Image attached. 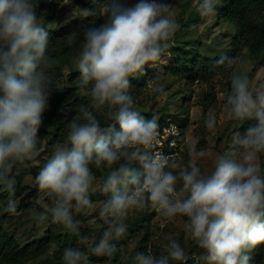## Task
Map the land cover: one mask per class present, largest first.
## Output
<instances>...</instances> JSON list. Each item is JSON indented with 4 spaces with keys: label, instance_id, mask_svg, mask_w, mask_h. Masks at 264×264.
<instances>
[{
    "label": "clouds",
    "instance_id": "clouds-1",
    "mask_svg": "<svg viewBox=\"0 0 264 264\" xmlns=\"http://www.w3.org/2000/svg\"><path fill=\"white\" fill-rule=\"evenodd\" d=\"M219 0H197L202 18L215 14ZM33 0H0V190L8 193L3 207L15 213L13 168L38 155L39 130L53 89L61 90L49 74L54 61L47 55L49 31L38 21ZM87 16L94 9L85 10ZM106 21L86 27L76 67L81 86L91 84V110L82 108L83 122L69 124L67 143L53 154L35 177L38 190L51 204L38 222L51 219L79 240L89 242L91 255L112 258L116 241L125 237L126 220L147 206L167 220L186 217L184 229L204 251L207 264H252V252L264 244V91L254 94L246 73L233 72L226 97L232 120L253 121L237 135L233 146L217 155L211 171L197 163L204 149L188 144L190 159L181 167L174 157L152 150L158 142V117L146 119L135 107L128 89L130 77L149 62L160 61L172 46L179 24L167 0H138L128 6L105 0ZM238 58L222 56L217 65L234 66ZM157 93L164 88L158 85ZM114 121L107 128L98 116ZM215 114L205 126L216 127ZM90 165L106 168L99 188L107 199L98 215L106 225L98 239L82 236L74 213L94 209L95 191ZM118 165V167H114ZM181 186L177 188V184ZM89 251L66 248V264H91ZM166 254L137 252L133 264L184 261L185 249L171 240Z\"/></svg>",
    "mask_w": 264,
    "mask_h": 264
},
{
    "label": "rangeland",
    "instance_id": "rangeland-1",
    "mask_svg": "<svg viewBox=\"0 0 264 264\" xmlns=\"http://www.w3.org/2000/svg\"><path fill=\"white\" fill-rule=\"evenodd\" d=\"M37 4L35 11L40 23H46L52 28H60L68 24L72 19L81 20L87 16L85 10L92 9L95 0H34ZM53 1L56 5L52 11V18L45 20L48 3ZM138 0H121L128 6ZM222 3V0H219ZM170 12L176 18L179 28L174 34L171 44H183L196 48L203 56L218 58L226 56L231 48V39L234 32L233 25L221 18L218 5L214 15L202 18L196 11L197 0H167ZM98 4V5H97ZM95 4L104 12L105 0ZM82 16V17H81ZM106 19H103V23ZM79 54L69 55L67 63L63 67L64 74L78 70L76 67ZM237 63L234 66H226L224 69H213L208 78H198L188 81L180 76L172 74L170 65L174 62L168 49L160 61L149 62V68L143 82L130 90L138 111H148L155 116L176 118L182 126L184 142L179 143V156L176 160L181 167L187 165L190 159L188 144H194L197 151L204 149L206 156L199 158L197 163L202 171H211L214 158L228 151L233 146L237 135H242L244 130L253 123L251 120H232L227 114L226 97L231 91V75L233 72L246 73L250 80V90L256 94L264 91V68L255 66L248 48H244L237 55ZM65 78V76H64ZM64 78L61 84L64 83ZM158 85L164 88L163 93L155 91ZM215 114L216 127L209 130L205 126V120L209 115ZM67 115V114H65ZM78 116V115H77ZM65 125L69 131V124ZM112 124V123H111ZM110 124V125H111ZM108 126H103L107 128ZM38 133L39 155L25 164H18L13 168L15 176L14 199L17 202L15 213H6L3 207L8 198V193L0 190V229L11 234L17 243L25 244L32 240L45 237V232L52 223L51 219L38 222L37 217L51 201L38 190L35 177L48 158L51 157L54 147L67 143L64 139L54 138L52 125H43ZM41 129V128H40ZM259 162L264 174V154L259 157ZM107 172L95 176L93 188L99 194V188ZM181 185L178 183L177 188ZM107 197H91L94 209L84 214L74 213L76 220L80 222L82 236L89 240L98 239L106 228L98 215L99 205ZM186 217L177 216L173 220H167L151 206L131 213L126 220L128 231L124 238L116 241L117 257H102L96 260L95 255L89 251V242L79 240L66 229H61L60 235L54 240L48 241L43 252L30 260L20 264H66L63 253L66 248H77L81 251H89L91 264H133V257L137 252H149L157 257L165 255V249L171 240H176L185 249L184 261H171L170 264H207L203 259L204 251L198 247L193 239L186 233L184 223ZM261 264H264V260Z\"/></svg>",
    "mask_w": 264,
    "mask_h": 264
},
{
    "label": "trees",
    "instance_id": "trees-1",
    "mask_svg": "<svg viewBox=\"0 0 264 264\" xmlns=\"http://www.w3.org/2000/svg\"><path fill=\"white\" fill-rule=\"evenodd\" d=\"M98 1L100 0H95L92 7L95 10V14L81 16L82 19L79 21L72 19L68 24L60 28H52L47 26L46 23H42L49 31L47 55L54 61L53 67L48 72L61 87V90L53 89L49 96V106L43 114V125H52L51 129L54 138L64 139L67 136L68 131L65 125L71 121V117H75L77 122H83L82 108L91 110V84L81 86L79 83V71L74 70L65 75L63 67L67 63L70 54H80L84 29L86 27L99 26L103 23V19H106L100 6H97ZM33 3H35L34 0ZM55 5L53 1L48 3V10L45 15L46 21L53 17L52 11ZM218 9L221 18L229 21L234 27L231 48L227 52L228 57L236 58L244 48H248L256 60L255 66H262L264 68V0H222V3L218 4ZM169 50L174 57V62L170 65L172 74L188 81L198 78H208L213 73V69H224L226 67V65L216 64V60L222 56L218 58L205 57L196 48L191 46L172 44ZM148 72L149 68L145 65L142 73H137L133 77H130L131 86L128 89V94H130V90L133 87L144 81L145 75ZM63 78L64 83L61 84ZM141 114L146 119H151L154 116L148 111H141ZM157 117L158 125L168 121L176 122L180 129L178 142H184V134L181 130L182 124L180 125L176 121V118H170V116L163 117L161 115ZM98 119L102 127L114 123L106 115H100ZM42 129L41 126L40 132ZM90 167L95 176L108 171L103 167L100 169H97L94 165H90ZM114 167H118V165ZM12 175L14 176L13 172ZM98 196L102 198L107 197L104 194H99L98 191H94L91 195V197ZM61 229L62 225L53 223L45 232V237L22 245L17 243L11 234L0 229V264H20L39 256L45 249L48 241L54 240L60 235ZM81 229L80 227L79 230ZM117 255L116 253L112 257V260ZM94 257L96 260L103 259L102 257ZM263 260L264 244H261L252 252V264H261Z\"/></svg>",
    "mask_w": 264,
    "mask_h": 264
},
{
    "label": "built area",
    "instance_id": "built-area-1",
    "mask_svg": "<svg viewBox=\"0 0 264 264\" xmlns=\"http://www.w3.org/2000/svg\"><path fill=\"white\" fill-rule=\"evenodd\" d=\"M158 142L152 150L154 153H161L176 158L179 156L178 136L180 133L179 126L176 122L168 121L159 124Z\"/></svg>",
    "mask_w": 264,
    "mask_h": 264
}]
</instances>
